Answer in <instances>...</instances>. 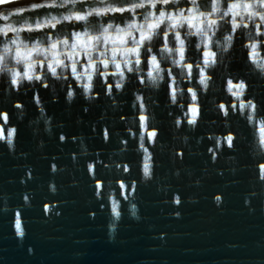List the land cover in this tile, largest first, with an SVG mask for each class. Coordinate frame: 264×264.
I'll return each mask as SVG.
<instances>
[{
    "label": "water",
    "instance_id": "1",
    "mask_svg": "<svg viewBox=\"0 0 264 264\" xmlns=\"http://www.w3.org/2000/svg\"><path fill=\"white\" fill-rule=\"evenodd\" d=\"M131 2L148 10L93 12L76 21L64 17L80 12V0L0 7V12L25 9L0 20V111L7 115L6 121L0 117V137H6L0 138V264H264V182L258 180L264 147L258 143L260 125L253 129L244 119L251 109L241 106L252 100L259 108L264 102V76L252 70L264 65V20L249 14L264 9L253 4L251 10H230L224 0H208L211 14L201 16L202 8L180 0L184 14L173 29L168 27L173 21L159 16L149 0ZM246 2L228 0L229 5ZM34 3L57 7L32 9ZM123 3L86 0L83 7L104 13ZM121 15L132 19L108 21L116 43H109L104 56L90 54L94 69L84 42L107 27V17ZM159 21L167 38L159 37L147 62L141 48L140 64L134 65L136 56L126 52L132 46L127 33L138 39L141 26L154 33L158 29L148 25ZM10 23L17 31L4 36ZM66 38L68 45L62 43ZM53 42H59L55 49ZM105 59L108 68L100 63ZM56 60L69 67H57L53 76L47 64L55 66ZM133 66L136 79L130 82ZM98 71L105 74L99 80ZM13 72L33 79L16 77L20 84L12 85ZM108 81L121 87L109 92ZM241 81L243 89L237 87ZM141 103L145 107L138 110ZM8 130H14L11 137ZM228 135L233 148L227 146ZM17 213L22 234L15 226Z\"/></svg>",
    "mask_w": 264,
    "mask_h": 264
},
{
    "label": "snow or ice",
    "instance_id": "2",
    "mask_svg": "<svg viewBox=\"0 0 264 264\" xmlns=\"http://www.w3.org/2000/svg\"><path fill=\"white\" fill-rule=\"evenodd\" d=\"M13 0H0V5H3L4 3H12ZM68 3L74 2V0H67ZM86 2V0H80V12L78 13H73L71 16L68 17H64L65 20H70L74 17V19L76 21H84L87 19V17L89 16H93V12L96 13V15H104L107 12H113V13H124L125 11L128 12H134L136 9H145V11L148 10V7L144 4V3H132L131 0H124L123 4H120V6L118 7H107L104 9V13H101L95 9H93V11H88L85 12L84 11V3ZM114 3H120V0H114ZM184 4L187 3H191L193 5H196V7L198 9L202 8L203 11H200V15L204 16L205 13L207 12L209 15L211 14V11L209 9V5H208V0H183ZM124 4H130V7H125ZM157 4H163V5H167L168 8H173L175 7L177 11L174 12H167L166 10H161L159 7H157ZM224 4L226 8L231 9H235L237 7H243L244 9L247 10H251L253 4H255L257 6L258 9H264V0H247L246 3H243L242 5H238L236 3H232L231 5L228 4V0H224ZM149 6L151 8H155L156 12L159 14V16L161 17H166L167 20L169 21H173V23H171L170 25H168V27L175 29L176 27H178L177 23H175V21L177 20L178 16H183L184 12L181 8V3L180 0H172V2H170V0H155V2H153V0H149ZM44 7H52L55 8L57 7L56 4H40V3H34L32 4V9H40V8H44ZM59 7H65L66 8V3H61L59 5ZM25 9L23 7H17L16 11H6V12H0V20L3 21H8L12 16H18L21 12H24ZM188 11H192V9H188ZM152 15H155V13H151ZM250 15H259L260 18L262 20H264V12H256L253 13L251 11H249ZM225 16H228L229 13L226 11L224 12ZM55 19V18H53ZM132 17H124V16H110L107 17V19L104 20V23L107 24V27L103 28V31H99L97 30L98 34L95 36H89L87 38V41L84 42V49H85V55L89 57V66L93 67L94 69L96 68V65L94 62L91 61V56L90 54L92 52H96L98 53L100 56H104L105 54V49H107L109 43H113L115 44L116 41L115 40H111V37L108 35V31L109 28L113 27V24L108 23L109 20L112 21H116L119 20L121 23H123L125 20H131ZM192 18L190 17L189 20H191ZM13 23H16V21H14ZM58 23V22H57ZM134 23V21H133ZM164 23V21H159V23H155V24H149L148 28L149 29H158V31L153 32H148L146 31L143 26H141L138 31H139V38L137 39L136 36L132 35L131 32H128L127 35L129 37H131L132 40V46L126 48V52L129 55H135L136 59L134 61V65H138L140 64V49H143V56L145 59V62H147V59L149 57V54L153 51V49L156 47L157 44H159V37L161 35H163L165 37V39L168 36V33L165 31L164 28H160L159 25ZM212 23H216L215 21H212ZM37 27L39 28L40 25L37 24ZM52 27H55V24L52 25ZM74 27H79V25H74ZM129 27H132V25L130 24ZM116 28L119 31H123L122 29L119 28V25H116ZM17 29L15 27H13V24H7L5 25V30H2V34L4 36H8L9 33H13L16 32ZM75 35L77 36V38H79V33H75ZM87 35V34H85ZM153 35H155L157 37V39L153 42ZM177 38H179V33H176ZM48 36L47 34H45V40H47ZM10 39V37H9ZM29 39H33V37H29ZM228 39H232L231 37H228ZM147 42V43H146ZM58 43L59 42H53L51 44V48L55 49L58 47ZM63 44L68 45L69 44V39H64L62 41ZM120 43L121 44H126L127 41L124 39H120ZM183 43V42H182ZM194 44V41L192 42ZM261 46L264 47V40H262L261 42ZM39 47V45L37 46ZM71 47L74 49L77 47L76 44H72ZM253 47H255V45H253ZM7 50V49H6ZM47 50V49H45ZM113 55V58L115 57V55L117 54L118 49L113 47L110 49ZM21 54L19 52V50H17V56L19 57ZM205 56L208 55V53H204ZM68 58L70 60L74 59V56L72 54H69ZM153 60H155V56L152 57ZM17 62L19 63L20 61L17 60ZM113 62L114 59H113ZM41 65L43 66V62H40ZM100 63L103 65V68H108L109 67V61L108 60H101ZM125 63L127 64L128 61H125ZM178 63V62H175ZM205 66H208L209 63H215V60L209 62V61H205ZM253 63H255V61H253ZM30 66V65H29ZM59 66H63V67H69V65L64 64L63 61L60 60H56L55 61V66L53 65V63H48L47 64V71H50L52 73L53 76H55L57 74V67ZM121 65L119 63H116V68L120 69ZM187 67L189 69L192 68V64H188ZM157 70L159 71V66L157 65ZM253 71H256L258 75L264 76V65L261 64H256V67L254 69H252ZM3 71V70H0ZM8 71H13L11 69H9ZM71 71L73 73H77V65L76 63H72L71 64ZM128 71L130 73H133V75L129 78L130 82L134 81L136 79L135 73H134V66L133 67H129ZM201 71H203V69H201ZM105 74L103 71H98L97 74V79L99 80L101 77H103ZM168 75H173V73L171 71L168 72ZM213 75H215V72H213ZM121 76H123V73L121 72ZM149 77H152V72L148 73ZM16 77H22L23 79H27L29 81H31L33 79V77L31 75H29L28 73H21V72H13V79L11 80V84L12 85H19L20 84V80H18ZM37 80L41 79L39 76L36 77ZM204 81L201 80V83H203ZM141 83H143V80L141 81ZM229 83L231 84V80L229 81ZM25 87H27L25 85ZM86 89L89 87V85H85ZM106 87L107 90L109 92L113 91V88H120L121 85L119 83H117L115 86L112 85V83L110 81H108L106 83ZM237 87L243 89L245 87V84L243 81H241ZM189 91H191V89H189ZM69 95H71V93H69ZM137 100H140L141 98L138 96L136 97ZM173 102H178L177 98L175 96V94H173L172 96ZM193 99H195V94L193 95ZM245 99H247V97H245ZM260 103V107H257V104H254L252 100H247V104L246 105H241L242 107H246L248 109H251V112H245L244 113V119L247 123H250L253 127V129L256 128L257 124L260 125L259 128V132H260V138L258 140V143L264 147V102H258ZM17 108L20 107V105L16 106ZM145 107V105L143 103L138 105V110L139 109H143ZM221 107H223L221 105ZM225 115H228V113L226 112ZM0 117H2L5 121L7 120V115L3 112L0 111ZM257 117H261V119H257ZM121 119H123V117H121ZM146 119V117L143 115V113H141L139 115V121L143 122ZM177 125L180 124V121H176ZM189 124H194L195 123V119H190L188 121ZM14 130H8L7 131V136L11 137L13 134ZM155 132H150L149 136H155ZM0 138H4L6 139V137H0ZM109 138V133L106 131L105 132V139ZM61 141L65 140L64 136H60L59 138ZM227 140V146L229 148H233L234 144H233V137L231 135H228L226 137ZM9 143H11V141H8ZM143 146V145H142ZM145 151H147V149L145 148ZM177 155H182L181 153H177ZM261 159H264V157H262ZM52 170L55 171L56 170V165L53 164L52 165ZM124 170L127 171V165L124 166ZM144 175L145 176H149L150 173V169H149V165L147 162L144 163ZM258 180L261 182H264V163H259L258 164ZM97 188L100 187V183L99 181L97 182L96 185ZM121 187H124L123 184H121ZM130 187H134V185L130 186ZM53 190H55L53 188ZM28 197H25V199H27ZM216 200L220 199V196H216L215 197ZM176 203H180V200L177 199ZM112 211L116 214V215H120V213L116 212V208L115 205H113V209ZM19 213H17V219H16V228L18 231V234H22L21 229H20V219H19Z\"/></svg>",
    "mask_w": 264,
    "mask_h": 264
},
{
    "label": "rangeland",
    "instance_id": "3",
    "mask_svg": "<svg viewBox=\"0 0 264 264\" xmlns=\"http://www.w3.org/2000/svg\"><path fill=\"white\" fill-rule=\"evenodd\" d=\"M19 1H21V0H13L12 3H4L3 5H0V7L6 6V5H12V4H15L16 2H19Z\"/></svg>",
    "mask_w": 264,
    "mask_h": 264
},
{
    "label": "bare ground",
    "instance_id": "4",
    "mask_svg": "<svg viewBox=\"0 0 264 264\" xmlns=\"http://www.w3.org/2000/svg\"><path fill=\"white\" fill-rule=\"evenodd\" d=\"M25 1H29V0H21V1H19V2H16L15 4H17V3H21V2H25ZM13 5V4H12Z\"/></svg>",
    "mask_w": 264,
    "mask_h": 264
}]
</instances>
